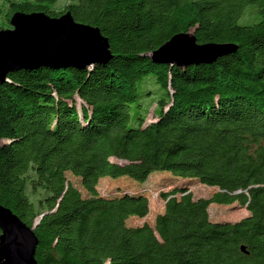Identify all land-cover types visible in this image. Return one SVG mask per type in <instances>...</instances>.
<instances>
[{
	"label": "trees",
	"instance_id": "obj_1",
	"mask_svg": "<svg viewBox=\"0 0 264 264\" xmlns=\"http://www.w3.org/2000/svg\"><path fill=\"white\" fill-rule=\"evenodd\" d=\"M57 3L5 0L0 30L17 12H70L101 30L112 59L92 69L19 71L0 85V205L34 228L38 264H264V0ZM189 32L200 45L238 50L184 68L151 60ZM156 172L218 191L195 200L176 186L161 193L153 227H130L151 211L146 190L130 189ZM123 177L141 185L99 194L102 179ZM213 204H240L250 215L214 222Z\"/></svg>",
	"mask_w": 264,
	"mask_h": 264
},
{
	"label": "water",
	"instance_id": "obj_2",
	"mask_svg": "<svg viewBox=\"0 0 264 264\" xmlns=\"http://www.w3.org/2000/svg\"><path fill=\"white\" fill-rule=\"evenodd\" d=\"M10 26L0 30V85L19 71L92 69L106 66L112 59L109 41L101 30L77 23L70 12L57 18L17 12ZM237 50L234 44L200 45L194 32H189L174 36L150 58L156 64L184 68L213 64ZM0 231V264H38L34 228L2 205Z\"/></svg>",
	"mask_w": 264,
	"mask_h": 264
},
{
	"label": "rangeland",
	"instance_id": "obj_3",
	"mask_svg": "<svg viewBox=\"0 0 264 264\" xmlns=\"http://www.w3.org/2000/svg\"><path fill=\"white\" fill-rule=\"evenodd\" d=\"M5 0H0V10L2 11L0 14V24L5 20V12L6 7L4 4ZM68 2V0H58V3L56 5V8H63V6ZM153 81L152 90L155 92V94L160 95L161 90L158 85L154 84V79L151 78ZM151 95V94H150ZM156 97V95H155ZM152 100H147L145 103H149ZM80 103V101H79ZM156 105L154 104L152 108L150 109V113L147 118V123H151L155 121V114L154 109ZM113 162L122 163V161H118L113 159ZM173 176L169 172H156L152 174L149 177V180L143 185V188H137V189H130L133 193H140V192H146L144 193L146 197L149 199L150 202V215L146 219H135L130 218L128 220L127 224L130 227H140L144 224H149L152 227L154 226L155 217L157 214L164 212V201L161 198V193L168 192L176 186H186L188 189H190V192H192L193 197L195 200L198 199H208L213 194H215L218 190L212 187H208L205 185H200L198 183H186L185 180L176 179L173 180ZM67 180L69 183H71L75 188H77L83 197H88L87 192L84 190L82 186V181L80 178L73 176L70 173L66 174ZM131 182L135 185H141V183L134 182L130 180L127 177L119 178V179H112V178H104L100 181L98 185L99 194L105 197H111L117 195L118 192L122 191V188L118 189L117 187L121 184ZM124 188V186H123ZM209 214L210 218L214 222H238L244 218L249 217L250 212L246 210L245 207H242L240 204H234V205H217L213 204L209 208Z\"/></svg>",
	"mask_w": 264,
	"mask_h": 264
}]
</instances>
